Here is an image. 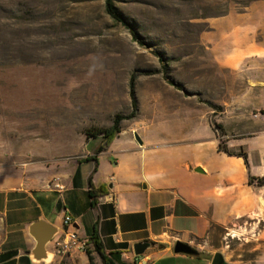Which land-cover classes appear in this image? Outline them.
I'll return each mask as SVG.
<instances>
[{
    "label": "rangeland",
    "instance_id": "rangeland-1",
    "mask_svg": "<svg viewBox=\"0 0 264 264\" xmlns=\"http://www.w3.org/2000/svg\"><path fill=\"white\" fill-rule=\"evenodd\" d=\"M113 1L130 27L110 16L106 0H0V180L28 169L31 161L77 152L83 126L129 113L133 73L140 114L133 122L122 121V140L132 138L131 127L138 135L161 128L186 133L189 124L207 123L206 108L218 121L219 83L226 77L213 65L201 34L213 18L264 0ZM224 120L241 128L237 118ZM100 141L95 137L85 149ZM44 164L52 161L36 165L40 173ZM37 179L45 181L43 175ZM262 227L252 229L245 220L230 229L214 226L207 237L189 243L201 255L171 253L157 264H211L216 251L231 264H264ZM95 264H104L100 256Z\"/></svg>",
    "mask_w": 264,
    "mask_h": 264
},
{
    "label": "crops",
    "instance_id": "crops-1",
    "mask_svg": "<svg viewBox=\"0 0 264 264\" xmlns=\"http://www.w3.org/2000/svg\"><path fill=\"white\" fill-rule=\"evenodd\" d=\"M201 41L226 77L219 83L222 93L217 102L223 107L217 122L226 134L219 137L214 130L209 108L206 124H189L182 134L166 128L140 133L142 144L135 139V127L132 138L122 140V125L120 134L97 155L96 167L94 156L101 141L88 151L85 146L94 138L87 139L82 129L110 127L114 116L107 123L83 126L77 133V152L49 155L37 164L31 161L28 169L14 170L9 179L0 180V264H76V260L88 264L85 251L54 254L50 263H36L30 257L36 242L29 225L45 219L58 228L57 237L69 228L63 222L66 215L72 216L81 238L96 234L102 250L124 264L147 259L148 264H157L174 253L177 240L193 243L207 237L214 226L230 229L240 220L250 222L252 229L262 224L259 234L264 239V185L249 183V176H264V113L259 116L264 112V1L213 18ZM170 92L195 101L178 90ZM254 111L257 116L251 117ZM139 114L140 110L127 122ZM226 117L237 118L241 128L229 127ZM221 140L230 150H244L246 161L220 151ZM46 160L52 164H44L40 173L36 165ZM198 167L202 171H196ZM39 175L44 182L37 179ZM91 175L94 186L105 190L95 200L89 193ZM143 240L154 246L134 259L132 246ZM51 245L52 241L49 250ZM92 256L97 263L99 252L93 250Z\"/></svg>",
    "mask_w": 264,
    "mask_h": 264
},
{
    "label": "trees",
    "instance_id": "trees-1",
    "mask_svg": "<svg viewBox=\"0 0 264 264\" xmlns=\"http://www.w3.org/2000/svg\"><path fill=\"white\" fill-rule=\"evenodd\" d=\"M106 11L110 14V16L116 20L117 22H120L128 27H130V24L126 21L124 16L119 12L118 8L114 4L113 0H106ZM134 37L138 39V35L136 32H133ZM136 73H133L131 75V78L129 80V94L131 98V105H132V110L129 113H117L114 116L113 123L110 127H100V126H92L89 128L84 129V134L87 139L90 138H95V137H102L101 144L98 146L95 152L94 160L96 162V167H97V155L106 150L110 143L116 138L120 132L122 131V121L126 119H133L138 115L139 112V105H138V99L136 96ZM174 84V83H173ZM178 89H181L180 86H176ZM210 106H216L213 102L209 101L208 102ZM212 125L215 131H217L219 134V137H222L223 135L226 134L224 127L222 124L218 123L213 117H212ZM218 149L220 151H225L230 154L242 156L245 161L247 159V154L244 150H241L239 153H235L231 151L227 145L221 140ZM249 183L250 184H257V185H264V176L263 177H254V176H249ZM89 193L92 196V198L95 200L98 195L101 193H104L105 190L102 188H96L92 182V175L89 178ZM89 243L93 244V250L98 251L100 254V257L103 261L104 264H124L121 262H116L112 257L107 255L101 247V243L99 241V238L97 237L96 234H93L91 237H89ZM91 249H87L86 253L88 255L89 263L90 264H95L94 257L92 256V251ZM139 258V257H136Z\"/></svg>",
    "mask_w": 264,
    "mask_h": 264
},
{
    "label": "water",
    "instance_id": "water-1",
    "mask_svg": "<svg viewBox=\"0 0 264 264\" xmlns=\"http://www.w3.org/2000/svg\"><path fill=\"white\" fill-rule=\"evenodd\" d=\"M136 140L142 144L139 135L135 134ZM196 171H202L200 167ZM146 187V184H144ZM29 233L35 240V246L30 251L31 259L36 263H50L54 258V253L47 247L58 233V228L46 221L45 219H38L29 225ZM154 246V242L150 240L137 241L133 244V254L135 257L144 255L149 249ZM173 251L175 254H184L189 256H199L201 252L182 240H177L174 243ZM211 264H231L226 258L223 251H216L211 259Z\"/></svg>",
    "mask_w": 264,
    "mask_h": 264
},
{
    "label": "built area",
    "instance_id": "built-area-1",
    "mask_svg": "<svg viewBox=\"0 0 264 264\" xmlns=\"http://www.w3.org/2000/svg\"><path fill=\"white\" fill-rule=\"evenodd\" d=\"M58 181L59 178H56ZM55 186H59L58 183ZM66 226H69L64 230L62 235H58L52 240V245L50 250L55 255H62L66 253L76 251H87L90 247H93L92 243H89V238H81L77 233L76 229L73 227V218L70 215H66L63 220Z\"/></svg>",
    "mask_w": 264,
    "mask_h": 264
},
{
    "label": "bare ground",
    "instance_id": "bare-ground-1",
    "mask_svg": "<svg viewBox=\"0 0 264 264\" xmlns=\"http://www.w3.org/2000/svg\"><path fill=\"white\" fill-rule=\"evenodd\" d=\"M231 235V234H230ZM232 236H237V233L233 232L232 233ZM263 238V237H262Z\"/></svg>",
    "mask_w": 264,
    "mask_h": 264
}]
</instances>
